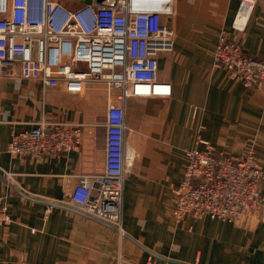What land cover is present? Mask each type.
<instances>
[{
    "label": "crops",
    "instance_id": "0c3cea01",
    "mask_svg": "<svg viewBox=\"0 0 264 264\" xmlns=\"http://www.w3.org/2000/svg\"><path fill=\"white\" fill-rule=\"evenodd\" d=\"M53 1L76 10L85 0ZM239 5L173 0L165 22L175 47L158 57V79L171 84L172 95L135 98L126 110L133 160L124 187V235L66 205L81 175L105 171L106 113L116 94L99 83L69 94L63 85L0 77V209L12 220L0 228V264H264V210L234 223L172 217L173 189L198 137L230 157L252 150L264 170V83L247 88L213 58L225 32L264 61V4L256 5L242 32L233 28ZM43 121L81 125L80 149L38 161L12 157L11 135ZM259 188L264 195V179Z\"/></svg>",
    "mask_w": 264,
    "mask_h": 264
},
{
    "label": "built area",
    "instance_id": "2783aa9c",
    "mask_svg": "<svg viewBox=\"0 0 264 264\" xmlns=\"http://www.w3.org/2000/svg\"><path fill=\"white\" fill-rule=\"evenodd\" d=\"M91 1L71 10L53 0H0V77L41 81L49 88L63 85L69 94L99 83L116 94L117 103L106 113L105 171L81 175L66 205L124 235V187L133 160L126 146V110L135 98L172 95L171 84L158 79V57L175 47L174 31L165 22L173 15V0ZM259 3L264 0H240L235 31L245 30ZM213 58L230 79L247 88L263 85L264 61L245 53L227 33L220 34ZM81 142V125L43 121L13 133L8 153L38 161L78 151ZM261 179L264 170L252 150L230 157L198 137L184 177L173 189L172 217L176 223L189 214L234 223L259 215L264 210ZM11 222L0 209V228Z\"/></svg>",
    "mask_w": 264,
    "mask_h": 264
},
{
    "label": "water",
    "instance_id": "95a60500",
    "mask_svg": "<svg viewBox=\"0 0 264 264\" xmlns=\"http://www.w3.org/2000/svg\"><path fill=\"white\" fill-rule=\"evenodd\" d=\"M83 3H84V4H91L92 1H91V0H85Z\"/></svg>",
    "mask_w": 264,
    "mask_h": 264
},
{
    "label": "bare ground",
    "instance_id": "6f19581e",
    "mask_svg": "<svg viewBox=\"0 0 264 264\" xmlns=\"http://www.w3.org/2000/svg\"><path fill=\"white\" fill-rule=\"evenodd\" d=\"M167 1V3H169V0H166Z\"/></svg>",
    "mask_w": 264,
    "mask_h": 264
}]
</instances>
